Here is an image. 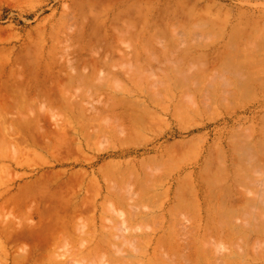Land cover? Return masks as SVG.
Listing matches in <instances>:
<instances>
[{
	"label": "rangeland",
	"instance_id": "1",
	"mask_svg": "<svg viewBox=\"0 0 264 264\" xmlns=\"http://www.w3.org/2000/svg\"><path fill=\"white\" fill-rule=\"evenodd\" d=\"M208 14H214V16H208ZM263 15L264 0H0V105L2 103H8V105L5 104V106H7L6 108L4 104H2L6 109V112L3 110L4 108L1 111L2 105L0 108V150L2 151V153L0 151V224L2 226H0V229H2L0 230V264H33L35 258L45 252V237H49L50 234L52 238L55 237L51 232L53 230L48 229L50 233L45 234L48 232L46 230V227L54 229L57 226V223L61 222V220L63 219V217H60V219L57 220V216L59 217V214L55 211L58 212L59 210V212H61L60 216H63L62 207H66L68 203H71L68 207H70L74 203L76 205H72V208H70V210L78 212L77 209L82 208L79 210V212L84 209V213H86L84 215L83 213H81L79 217L76 216V219L74 220L75 226L77 224L80 225L83 222L86 224L85 230H92V232L96 231V233L90 234V237L83 236V238L81 237L82 235L79 233L80 229L78 228L79 231L76 230L72 234L73 237L72 235H69L66 238L61 239V244L53 250L55 253H57H54L57 259H61L62 257L59 254H62L67 250H70L71 252L74 251L73 253L75 254L79 252V255H77L78 257H81L83 256L80 255L81 249H83V252H85L86 249L84 248L91 247L90 245H86V243L92 245V243L95 244L99 239L101 240L106 237L104 241L106 240V242H110L112 240V251H110L112 246L107 244V248L111 246L109 247L110 249L108 248L109 252L114 253V251L116 250L120 254V252H122L125 248L122 252L124 254H120L122 258V255H125V253L126 256L124 257H128L127 254H129L132 249L130 253L131 255H129V257L134 255V259H136H133L131 261H134L135 264H142L143 261L144 263L146 261V263L149 262L148 264H209L210 261L212 264H224L226 259L228 260H226L227 262L230 261L228 264H231V261L232 263H234L233 261H236V264H264V262H262V260L264 261V97L262 98V101L254 104L253 106H250L249 108L232 118L222 119L216 117L215 120H213L212 116L208 117V113H206L205 111H198L197 113L195 109L197 107L202 108L201 106L205 108L206 98L192 97L190 94H185L182 91L185 89L188 90L187 88L191 87L195 82L193 80L188 81L187 79L195 71L194 67L196 65L202 64V62L204 64L208 62V58L210 57L206 54L203 55L201 53L214 49L217 50L223 47L222 44L226 38L227 29L230 24H236L239 19H244L250 22V20L252 21L254 19L262 18ZM139 19L140 21H138ZM248 24L250 25L246 27L247 36L246 38H244L246 40V44L245 48L242 49L244 54L241 57L243 58V60H246L248 64L256 62L264 63V33L261 32L260 27L256 25V22H251ZM131 33L132 38L130 37ZM111 34L115 36L112 37ZM182 34L185 37L180 39L182 42L179 45V50H183L185 49V47H188V50H191L193 54L183 55L178 59V35L181 36ZM109 35L112 38L109 37ZM136 35H139L137 39ZM190 35L192 37H190ZM112 39L113 41H111ZM186 40L190 41H187L188 43H186ZM129 42L132 43L130 44ZM111 43L113 47L111 46ZM107 44L110 45L108 46ZM96 47H98V49ZM108 47H111L113 50L109 49ZM92 50L95 52H93ZM161 50H163L162 53L165 57L162 56L163 54H161ZM132 52L134 54H132ZM124 54H128L126 55L127 57ZM117 55L119 56L117 57ZM215 56L213 57L212 55L211 58H220L218 57V55ZM95 57L100 61V63L98 60H94ZM146 57L149 58L147 59ZM85 58L86 61L87 59L88 61L89 59H91L89 62L87 61L88 65L85 61ZM185 58L187 59L185 60ZM110 59L111 61H109ZM27 60L28 62H26ZM81 61H83V64ZM96 61H98V63ZM51 64L52 67H50ZM249 68L250 67L248 66V71H250ZM22 70L25 72H23ZM49 70L52 71L50 72ZM184 70H186V72ZM48 72L51 77L53 76V82ZM44 74H46V76ZM58 74L60 77L57 76ZM143 74H145L146 77ZM88 75L89 77H87ZM113 75L118 78L114 77ZM178 75L181 77L178 78ZM54 76H57L59 79ZM184 76L186 77L184 78ZM47 77L49 80L48 83ZM124 78L127 80H125ZM41 79H44L43 82H45L43 83ZM60 79L62 80L59 81ZM64 79L66 80L64 81ZM134 79L136 82H139V89H137L138 87H136V84H133ZM74 80L76 82L75 84ZM190 84L192 85L190 86ZM45 85L47 86L45 87ZM68 85H70V90ZM60 87L62 88L60 89ZM126 88L132 89L133 91L129 89L126 90ZM152 88L154 90H152ZM59 89L62 91V93ZM162 89L164 91H162ZM178 89L180 90L179 95ZM28 90L30 95L28 93ZM138 90L141 92H139ZM9 91H11V94L9 93ZM68 91L72 92L70 93ZM116 91H118V93H116ZM24 92H26V94ZM51 92H53L52 94L55 95H53L54 97L52 96L54 101L56 99L55 97H58L57 95H61V101L63 100L66 106L63 102L60 101V105L63 103L61 107L58 104L59 101L56 102L57 100L55 102L52 100L53 106H55L54 103L56 104L55 108L52 105L47 106L48 104L52 103V101L49 102L50 96H48L52 95ZM134 92H136V94ZM143 94L145 95L143 96ZM37 95L39 96V98H37ZM78 95L80 100L82 99L83 102H78ZM47 96L49 99L46 101L45 99L47 98L45 97ZM31 97H34V99ZM118 97L121 98V100H119ZM17 98L19 100H17ZM22 98L25 102L22 100ZM29 98L31 100H29ZM123 98L127 99L128 101L124 100ZM25 99L28 100L26 101ZM135 99H140L138 101L140 105L135 102ZM20 100L25 104L24 108L22 107L24 104H22ZM132 101H134L137 107L132 104ZM76 102L80 103L78 104L80 109L76 106L79 110L76 108L75 110L73 109ZM128 102H130L132 105H130V103ZM158 102L161 104L159 105ZM81 103L83 106H80ZM124 103H126V105H124ZM120 104H123L125 107L120 106ZM33 105L35 106L33 107ZM68 105L71 107V109L70 107L68 109L66 108ZM57 106H60L61 108H63V110L60 109V107L58 108ZM128 106L130 108H128ZM140 106L141 108H139ZM50 107H53L54 110L53 108L51 110ZM82 108L84 109V111ZM112 108H114L115 110H113ZM134 108H136V110ZM110 111L113 112L111 113ZM139 111H141L140 113L142 115L144 114L142 116L144 120L141 119L142 117ZM189 111L194 112L190 113ZM64 112L67 114L66 116ZM151 112L153 113L152 115ZM154 112L157 113H155L154 115ZM39 113L42 118L39 116ZM77 114L80 115L79 119L78 117H76L77 119L74 117ZM115 115L116 117H113ZM138 116H140V119H138ZM44 117H46V119H44ZM124 117L125 119H123ZM37 118L39 119V121H41L38 122ZM120 121H125V123H122ZM30 122H34L35 124L32 123L31 125ZM47 122L49 124H47ZM64 122L65 124L63 125ZM129 122L131 124H129ZM132 123L135 124L132 125ZM255 123L258 124V126L260 127L259 129H255L253 127ZM12 125L16 127H13ZM244 125H249L253 128L241 129ZM37 126L40 127L38 128ZM61 126L63 127L62 130H64V127L67 126L66 134H68V132L69 134L66 136L68 139L58 140V142H60L57 143L56 139H61L62 136L64 138L65 135V130L63 131V133H60ZM70 126H74L72 132V127ZM82 127H85V129H81ZM129 127L133 131L129 130ZM237 127H241V130H239V137L242 141H240L239 143H235L236 138L234 136H231L228 139L230 148H224L225 136ZM15 128L18 130L17 132L19 134L16 132ZM123 128L125 129L123 130ZM135 128H138V131L135 130ZM109 129L111 130V132ZM13 130L15 131V133L13 132ZM77 130H79L80 132H78ZM126 130L128 134L130 133L129 131L133 132L134 134L130 133V136L133 137L126 135ZM45 131L47 134L50 133L49 136L51 137V140L49 139L50 137L45 133ZM57 131L59 132L58 135H63L61 137H56L58 136L56 135ZM85 131L87 134L85 133ZM4 132L9 133L7 135ZM81 132L83 133V135H81ZM1 133L5 134L4 139ZM20 133L22 134V136ZM51 133L53 134L52 136ZM15 134H18L17 137L19 136L18 138H21V141L25 138V143L23 142V145H20L19 147L22 148L23 151L27 150L26 153L20 152L22 151L20 150V148L16 149V147L18 146L14 147V145H18L14 144L15 141L20 140L18 138L14 140L15 138L13 136H15ZM30 135L33 138L29 137ZM87 135L89 136L87 137ZM36 137L37 139H35ZM124 137H129L132 140H125ZM192 138H195L194 142L191 141ZM6 139L11 142L13 141L14 143H6L8 142ZM176 139H178L179 144L184 145L188 143L187 145H189V147H191L190 145H192L193 150L191 151V153H189L190 150H188V152H186L185 154L178 153V210L181 209L182 205L183 209L182 211L179 210L178 212H172L173 215L171 214V217H168L166 213L167 207H171L175 204L174 201L176 202V193L173 190L175 172L174 170H172L171 175L168 176L164 174L163 168H166L165 165H167V163L163 159V155L158 156V154L161 148L166 145L167 142L174 141ZM254 139L258 140L259 143L253 144L252 140ZM67 140H70V142L69 144L66 143V145L64 142H67ZM35 141L36 143L38 142L39 146H37L38 144L36 145ZM43 143H45V145ZM50 143H55V145L57 144V146L55 147L54 145L53 148V145H51ZM124 143H126V145ZM46 145H49V148ZM42 146H46V148H42ZM78 150L81 151L79 152ZM229 151L231 158H228V155L226 154V152ZM165 153L166 152H164V154ZM20 154H23L22 157H24L22 158ZM27 154L28 156H26ZM8 155L9 159L7 158ZM17 155L21 157H19L20 160L16 159ZM16 161H18L19 163L20 161H22V165L18 164V162ZM104 164L106 166H104V168H101ZM108 174L109 177L107 176ZM115 174H117V176ZM82 176L83 178H81ZM78 178L84 179V182H82L83 184L81 183V180L77 181L79 180ZM110 178L113 180L110 181ZM74 180L76 182V185L78 186L70 183L74 182ZM89 180H91V183H94L91 184ZM38 181L39 183L41 181L40 184L42 188L39 186L40 184H38ZM77 182L79 184H77ZM30 183H32V185ZM80 183L82 184V186L80 185ZM36 184H38L39 188ZM34 185H36V187ZM71 185H73L72 187L74 188H72ZM87 185H89V188ZM93 187H96L95 189H97L98 191L93 190ZM34 188L36 189L35 191ZM59 188L61 190H58L59 192L56 191ZM62 188H64V191H62ZM47 189L48 192H46ZM145 189H147L148 192H146ZM24 190H28V192L26 191L27 194L26 192H23ZM68 192L69 197H65ZM108 192H118L119 194L115 193L118 196L126 195L124 196L125 198L127 197L125 201L127 200L126 202L129 203V206L130 204L132 205L131 210L133 208L135 213H132L133 211H131L130 214L132 216L130 215L128 217L132 218L130 220L127 218L130 222L127 223L129 225H127V228H129L126 229V232L119 231L117 228V225L119 224L118 222L120 220L117 212H119L121 208H118L116 206L118 209H115V213L114 209L109 206V204L113 202L111 201L113 199L111 198L109 203L108 199L105 198V194H109ZM17 193L22 195L20 196ZM32 193L34 195L36 194L37 197H34ZM14 194L16 196H14ZM30 194L33 196H30ZM51 195L54 197H51ZM128 195L129 197H131L129 198ZM10 196H12L11 198L13 200H11L13 202L10 200ZM88 196H90V200L93 198L92 201L89 200ZM138 196L142 197V200ZM261 196L263 197L261 198ZM38 197L41 198V200L44 198L45 199L41 203V200L38 199ZM86 197L88 199H86ZM24 198L26 199L24 200ZM51 198H53V202L51 201ZM19 200L21 202V207H19ZM135 200L137 203L135 202ZM25 201L27 203L22 204ZM54 201L57 203L55 204ZM66 201L69 202H67V204L65 205ZM82 201L84 202L80 204V202ZM86 201H88V204ZM103 202L104 206L101 205L103 204ZM209 202L211 203L209 204ZM254 202L256 203V205ZM16 203H18L19 205ZM61 203L64 205H62ZM92 204H96V208ZM4 205L8 206L6 207L7 209ZM234 205L236 208H233ZM55 206H57V208H60L61 206L62 207L61 209L54 210L56 208ZM85 206L87 207V209L85 208ZM208 206L210 208H208ZM50 208L52 209V211L50 210ZM89 208H91L92 210L90 211ZM63 210L65 211L66 209L63 208ZM88 210L90 212H88ZM124 210L125 212H127L126 209H123L121 212L124 213ZM112 211L113 213L111 214ZM208 211H211L212 215L210 216L213 220H216V218L218 219L219 215L221 216L219 220H222V215L224 214L223 219H227L229 221L227 222V224L229 223L230 225L228 224L225 226V224H223L222 226L216 224V226H218L216 227L215 223H212L214 224L213 227L210 223L211 227H208L209 224H205L207 223V221L205 222V218H208ZM21 212L24 214L22 215L23 217L20 215ZM139 212V217L144 214V220L143 217L139 218L138 216H136V214L138 215ZM237 212L238 214H236ZM133 214L135 216H133ZM145 214L148 216L145 217ZM41 216L42 218H40ZM47 216H49L50 218H47ZM150 216L152 217V220ZM204 216L206 217L204 218ZM215 216L217 217L215 218ZM133 217H135L136 219ZM147 217H149L151 221L149 219L145 220V218L147 219ZM51 219L53 221L55 219L56 220L53 222ZM100 219L104 221L102 222ZM131 220L133 221L131 222ZM153 220L156 221L155 225L153 223ZM21 223L26 224L23 225ZM48 224L50 226H48ZM113 224L115 225L113 226ZM39 225L43 228L40 227V229H38ZM105 225L107 226V228H105ZM109 225L111 226V228H109ZM206 225L208 228L205 227ZM239 225L241 232L239 229ZM235 227L237 228L235 229ZM115 228L117 229V231ZM211 228H214L213 231H215V229L217 228L218 231L217 229L216 231L218 232V234L216 231H212L213 235L210 234V230L209 232L207 230ZM222 228H225L224 231H227L226 234L222 230ZM32 229L34 232L32 231ZM232 229H234V231L230 233ZM237 229H239V231ZM18 230H20L21 232L19 233ZM45 230L47 232H45ZM171 230L173 233L171 232ZM219 230L221 231L219 232ZM39 231L40 235L43 234V236L41 235L40 237ZM37 232L38 234H36ZM203 232L204 234L207 233V235L204 236ZM221 232H223L224 234ZM117 233L118 235H116ZM119 233L122 235V237L124 236L123 238L125 240L127 238L126 244H121L124 239H122ZM214 233L215 235L217 234L219 236H215ZM227 233H229V235ZM44 234L46 236H44ZM94 234L95 237H97L98 235L99 236L97 238H94L92 236ZM164 235L166 236V238L169 235L168 237L170 238H167L169 240L172 237H175L173 238L174 240L171 239L169 241L170 243L173 241V245L171 244L172 250L167 247L168 245H170L169 243H167L168 245H166V247L165 245L163 246L162 239L165 238ZM161 236L164 237L161 238ZM117 237H120L121 240L120 238L118 240ZM92 238L93 241H90ZM157 238H161V241L159 242H162V245L161 243L160 245L163 247L159 248L160 245H157L156 248V244H159V242H157ZM94 239L97 240L95 241ZM128 239L130 241V244L128 242ZM78 240L80 243L78 242ZM116 240L121 243L118 242L119 244L117 245ZM167 241L165 240L164 244ZM234 241L235 243L233 244ZM41 243L44 245H42ZM132 244L136 247L133 248ZM194 244H196L195 247L193 246ZM125 245L128 247H125ZM130 245L132 246L129 247ZM197 245H199L198 248ZM223 245L225 247L227 246L228 248H223ZM95 246L92 245L93 248ZM173 246L175 248L177 246L178 251L177 249L173 250ZM76 247H78V249ZM210 247L214 250H211ZM103 248H105V246ZM204 248H207L205 249L206 251H204ZM34 249H37L36 252L34 251ZM38 250H42L40 251V254L37 253L39 252ZM167 250L169 251V253ZM195 250L198 251L194 252ZM207 250L209 253L207 252ZM87 251L88 250H86V252ZM116 251L114 255L120 256L118 253V255L116 254ZM172 251H174L175 253H173ZM191 251L194 256H192L193 254L190 253ZM229 251H232L231 253L233 255L231 253L229 254ZM31 252H34L33 257ZM105 252V250L98 251V254L100 253V256H92V260L89 259L88 261L92 263L96 261V264H101L99 263L103 260L101 254H104ZM198 252L201 254L200 258L198 257L199 255H197L199 254ZM236 252L238 253V255ZM254 252L258 254V258L256 259L257 261H255L257 255ZM170 253H173V255ZM206 253L208 254L206 255ZM235 253L237 256L235 255ZM30 255L32 259L28 258L30 257ZM103 256L105 257V255ZM190 256L193 257V259L195 260L194 262L192 257ZM240 256L243 257L241 258ZM260 256L263 259H261ZM100 257L102 258L100 259ZM175 257L177 258L175 259ZM187 257H190V259H188ZM227 257H229L230 260ZM132 258L133 257H131V259ZM138 258H140V262H138ZM28 259L32 260H29L31 263L28 261ZM120 259L112 261V263L114 262L113 264H120V262L123 261L126 264L127 261H124V259L127 260L128 258H122L118 263V260ZM174 259L177 261H175ZM205 259L210 261H205ZM24 261L27 263H25ZM88 261H83L84 263L81 262L80 264H86L85 262H87V264H90ZM129 261L130 259H128V262ZM109 262L105 261V263L110 264ZM227 262L225 264H227ZM93 264H95V262Z\"/></svg>",
	"mask_w": 264,
	"mask_h": 264
},
{
	"label": "bare ground",
	"instance_id": "2",
	"mask_svg": "<svg viewBox=\"0 0 264 264\" xmlns=\"http://www.w3.org/2000/svg\"><path fill=\"white\" fill-rule=\"evenodd\" d=\"M186 16H187V15H186ZM138 21H140V19H139ZM150 29H151V28H150ZM117 31H118V30H117ZM111 32H112V31H111ZM134 32H135V31H134ZM187 32H188V31H187ZM148 33H149V32H148ZM189 33H190V32H189ZM133 34H134V33H133ZM135 34H136V33H135ZM154 34H155V33H154ZM111 35H112V34H111ZM186 35H187V34H186ZM105 36H106V35H105ZM113 36H115V35H112V37H113ZM136 36H137V37H136V39H137V38L139 37V35H136ZM190 36H191V35H190ZM109 37H111V36L109 35ZM112 37H111V38H112ZM120 37H122V36H120ZM130 37L132 38V33H131ZM133 37H134V36H133ZM184 37H185V36H184ZM187 37H188V36H187ZM191 37H192V36H191ZM107 38H108V37H107ZM131 38H130V39H131ZM146 38H147V37H146ZM178 38H179V37H178ZM237 38H238V37H237ZM98 39H99V38H98ZM105 39H106V38H105ZM144 39H145V38H144ZM144 39H143V40H144ZM227 39H228V38H227ZM114 40H115V38H114ZM138 40H139V39H138ZM111 41H113V39H112ZM120 41H121V40H120ZM130 41H131V40H130ZM144 41H145V40H144ZM187 41H188V40H186V43H188L190 40H189L188 42H187ZM241 41H242V40H241ZM137 42H138V41H137ZM129 43H130V42H129ZM131 43H132V42H131ZM131 43H130V44H131ZM223 43H224V42H223ZM140 44H141V42H140ZM178 44H179V43H178ZM202 44H203V42H202ZM94 45H95V44H94ZM107 45L109 46L110 44H107ZM107 45H105V46H107ZM136 45H137V44H136ZM220 45H221V44H220ZM222 45H223V44H222ZM230 45H231V44H230ZM111 46H112V43H111ZM142 46H143V45H142ZM201 46H202V45H201ZM203 46H204V45H203ZM217 46H218V45H217ZM232 46H234V45L232 44ZM112 47H113V46H112ZM225 47H227V46L225 45ZM225 47H224V49H225ZM96 48L98 49V47H96ZM108 48H109V47H108ZM135 48H136V47H135ZM156 48H157V47H156ZM186 48H188V47H186ZM192 48H193V47H192ZM87 49H88V47H87ZM106 49H107V48H106ZM109 49H112V48L110 47ZM140 49H141V48H140ZM144 49H145V48H144ZM159 49H160V48H159ZM212 49H213V48H212ZM220 49H221V48H220ZM222 49H223V48H222ZM232 49H233V48H232ZM104 50H105V49H104ZM112 50H113V49H112ZM136 50H137V49H136ZM136 50H135V51H136ZM155 50H156V49H155ZM157 50H158V49H157ZM173 50H174V49H173ZM194 50H195V49H194ZM198 50H199V49H198ZM214 50H215V49H214ZM228 50H229V49H228ZM236 50H237V49H236ZM239 50H240V49H239ZM85 51H86V50H85ZM92 51H93V50H92ZM119 51H120V50H119ZM137 51H138V50H137ZM144 51H145V50H144ZM162 51H163V50H161V54H163ZM167 51H168V50H167ZM170 51H171V50H170ZM186 51H187V50H186ZM196 51H197V50H196ZM222 51H223V50H222ZM222 51H221L222 55H225V53L223 54ZM224 51H225V50H224ZM93 52H95V51H93ZM145 52H146V51H145ZM199 52H201V51H199ZM210 52H211V51H210ZM210 52H209V53H210ZM225 52H227V49H226ZM228 52H229V51H228ZM234 52H235V51H234ZM234 52H233V53H234ZM113 53H114V52H113ZM115 53H116V52H115ZM124 53H125V52H124ZM140 53H141V52H140ZM184 53H185V52H184ZM197 53H198V52H197ZM202 53H204V52H202ZM132 54H134V53L132 52ZM148 54H149V53H148ZM161 54H160V56H161ZM181 54H182V53H181ZM188 54H189V53H188ZM190 54H192V53H190ZM204 54H206V53H204ZM213 54H214V53H213ZM216 54H217V53H216ZM219 54H220V53H219ZM235 54H236V53H235ZM235 54H234V55H235ZM239 54H240V52H239ZM110 55H111V54H110ZM124 55L126 56V55H128V54H124ZM168 55H169V54H168ZM179 55H180V54H179ZM179 55H178V56H179ZM196 55H197V54H196ZM209 55H211V54H209ZM230 55H232V54H230ZM230 55H229V56H230ZM236 55H237V54H236ZM114 56H115V55H114ZM118 56H119V55H117V57H118ZM131 56H132V55H131ZM131 56H130V57H131ZM134 56H135V55H134ZM148 56H149V55H148ZM162 56H164V54H163ZM181 56H182V55H181ZM191 56H192V55H191ZM194 56H195V54H194ZM207 56H208V55H207ZM211 56H212V55H211ZM232 56H233V55H232ZM232 56H230V57H232ZM80 57H81V56H80ZM93 57H94V56H93ZM99 57H100V53H99ZM111 57H113V56H111ZM126 57H127V56H126ZM137 57H138V56H137ZM164 57H165V56H164ZM215 57H216V56H215ZM218 57H219V56H218ZM230 57H229V58H230ZM109 58H110V57H109ZM131 58H132V57H131ZM131 58H130V59H131ZM146 58H147V57H146ZM148 58H149V57H148ZM148 58H147V59H148ZM174 58H176V57H174ZM177 58L179 59V57H177ZM180 58H181V57H180ZM187 58H188V57H187ZM187 58H185V60H186ZM204 58H205V57H204ZM212 58H213V57H212ZM220 58H222V57H220ZM224 58H225V56H224ZM227 58H228V57H227ZM78 59H80V58H78ZM93 59H94V58H93ZM111 59H112V58H111ZM111 59H110L109 61H111ZM125 59H126V58H125ZM137 59H138V58H137ZM143 59H144V58H143ZM208 59H209V58H208ZM233 59H234V58H233ZM29 60H30V59H29ZM81 60H83V59H81ZM90 60H91V59H89V61H90ZM94 60H98V59L95 57ZM100 60H102V59H100ZM117 60H119V59H117ZM138 60H139V59H138ZM185 60H183V61H185ZM209 60H210V59H209ZM209 60H208V62H209ZM47 61H48V60H47ZM85 61H86V58H85ZM87 61H88V59H87ZM87 61H86V63H87V65H88V62H89V61H88V62H87ZM98 61H99V60H98ZM98 61H96V62L98 63ZM122 61H123V60H122ZM172 61H173V59H172ZM214 61H215V60H214ZM217 61H218V60H217ZM217 61H216V62H217ZM220 61H221V60H220ZM26 62H28V60H27ZM81 62H82V64H83V61H81ZM107 62H108V61H107ZM118 62H119V61H118ZM124 62H125V61H124ZM128 62H129V61H128ZM131 62H132V61H131ZM139 62H140V61H139ZM144 62H145V61H144ZM149 62H150V61H149ZM154 62H155V61H154ZM92 63H93V62H92ZM92 63H91V64H92ZM99 63H100V61H99ZM109 63H110V62H109ZM145 63H146V62H145ZM152 63H153V62H152ZM202 63H203V62H202ZM223 63H224V62H223ZM27 64H28V63H27ZM30 64H31V63H30ZM48 64H49V63H48ZM79 64H81V63H79ZM94 64H95V63H94ZM102 64H103V63H102ZM102 64H101V65H102ZM110 64H111V63H110ZM126 64H127V63H126ZM131 64H132V63H131ZM146 64H147V63H146ZM148 64H149V63H148ZM184 64H185V63H184ZM212 64H213V63H212ZM133 65H134V64H133ZM133 65H132V66H133ZM182 65H183V64H182ZM219 65H220V64H219ZM91 66H92V65H91ZM116 66H117V65H116ZM118 66H119V65H118ZM137 66H138V65H137ZM139 66H140V65H139ZM180 66H181V64H180ZM222 66H223V65H222ZM50 67H52V64H51ZM95 67H96V66H95ZM99 67H100V65H99ZM99 67H98V68H99ZM182 67H183V66H182ZM44 68H45V67H44ZM141 68H142V67H141ZM143 68H144V66H143ZM176 68H177V67H176ZM183 68H184V67H183ZM188 68H189V67H188ZM199 68H200V67H199ZM227 68H228V67H227ZM146 69H147V68H146ZM160 69H161V67H160ZM166 69H167V68H166ZM180 69H182V68H180ZM23 70H24V69H23ZM23 70H22V71H23ZM42 70H43V69H42ZM44 70H45V69H44ZM52 70H53V68H52ZM52 70H49V71L51 72ZM126 70H128V69H126ZM151 70H152V69H151ZM153 70H154V69H153ZM174 70H175V69H174ZM137 71H138V68H137ZM142 71H143V70H142ZM179 71H180V70H179ZM184 71L186 72V70H184ZM202 71H203V70H202ZM204 71H205V70H204ZM208 71H209V70H208ZM210 71H211V69H210ZM23 72H25V71H23ZM23 72H22V73H23ZM133 72H134V71H133ZM160 72H161V71H160ZM160 72H159V73H160ZM227 72H229V71H227ZM26 73H27V72H26ZM116 73H117V72H116ZM118 73H119V71H118ZM120 73H121V72H120ZM123 73H124V72H123ZM205 73H206V72H205ZM24 74H25V73H24ZM27 74H28V73H27ZM46 74H47V73H46ZM46 74H44V75L46 76ZM48 74H49V72H48ZM51 74H52V73H51ZM80 74H81V73H80ZM129 74H130V73H129ZM129 74H127V75H129ZM156 74H157V73H156ZM194 74H195V73H194ZM200 74H201V73H200ZM224 74H225V73H224ZM44 75H43V76H44ZM52 75H53V74H52ZM55 75H56V74H55ZM111 75H112V74H111ZM114 75H115V74H114ZM114 75H113V76H114ZM116 75H117V74H116ZM140 75H141V74H140ZM143 75L145 76V74H143ZM159 75H161V74H159ZM159 75H158V76H159ZM196 75H197V74H196ZM23 76H24V75H23ZM47 76H48V75H47ZM49 76H50V78L52 79L53 76L51 77L50 74H49ZM57 76L60 77L59 74H58ZM57 76H54V77L58 78ZM66 76H68V75H66ZM70 76H71V75H70ZM77 76H78V75H77ZM120 76H122V75H120ZM130 76H131V75H130ZM200 76H201V75H200ZM84 77H85V76H84ZM87 77H89V75H88ZM114 77H116V76H114ZM114 77H113V78H114ZM138 77H139V76H138ZM142 77H143V76H142ZM145 77H146V76H145ZM145 77H144V78H145ZM194 77H195V75H194ZM27 78H28V77H27ZM43 78H44V77H43ZM66 78H68V77H66ZM116 78H118V77H116ZM129 78H130V77H129ZM147 78H148V76H147ZM147 78H146V79H147ZM196 78H197V77H196ZM45 79H46V77H45ZM51 79H50V80H51ZM58 79H59V78H58ZM62 79H63V78H62ZM62 79H60L59 81H61ZM76 79H77V78H76ZM78 79H79V78H78ZM87 79H88V78H87ZM124 79H125V78H124ZM136 79H137V78H136ZM156 79H157V78H156ZM163 79H164V78H163ZM163 79H162V80H163ZM41 80H42V82H43L44 79H41ZM47 80H48V77H47ZM65 80H66V79H64V81H65ZM125 80H127V79H125ZM130 80H131V79H130ZM151 80H152V79H151ZM159 80H161V79H159ZM25 81H26V80H25ZM128 81H129V80H128ZM133 81H134L133 84H136V85H137L136 87H138L137 89H139V86H138V85H139V82H138V81L136 82L135 79H134ZM153 81H154V80H153ZM188 81H189V80H188ZM39 82H40V81H39ZM44 82H45V81H44ZM44 82H43V83H44ZM48 82H49V80L47 81V83H48ZM52 82H53V79H52ZM149 82H150V81H149ZM155 82H156V81H155ZM197 82H198V81H197ZM19 83H20V82H19ZM36 83H37V82H36ZM43 83H42V84H43ZM60 83H61V82H60ZM65 83H66V82H65ZM68 83H69V81H68ZM75 83H76V82H75V80H74V84H75ZM191 83H192V82H191ZM37 84H38V83H37ZM53 84H54V83H53ZM83 84H84V83H83ZM157 84H158V81H157ZM17 85H18V84H17ZM32 85H33V84H32ZM51 85H52V84H51ZM141 85H142V84H141ZM191 85H192V84H190V86H191ZM5 86H6V85H5ZM38 86H39V85H38ZM46 86H47V85H45V87H46ZM52 86H53V85H52ZM52 86H51V87H52ZM63 86H64V85H63ZM66 86H67V85H66ZM73 86H74V85H73ZM73 86H72V87H73ZM78 86H79V85H78ZM121 86H122V85H121ZM134 86H135V85H134ZM150 86H151V85H150ZM1 87H2V86H1ZM39 87H40V86H39ZM49 87H50V86H49ZM68 87H69V90H70V85H68ZM72 87H71V88H72ZM95 87H96V84H95ZM136 87H135V88H136ZM148 87H149V86H148ZM159 87H160V86H159ZM159 87H158V88H159ZM37 88H38V87H37ZM42 88H43V86H42ZM47 88H48V87H47ZM53 88H54V87H53ZM55 88H57V87H55ZM61 88H62V87H60V89H61ZM85 88H86V87H85ZM107 88H108V86H107ZM124 88H125V87H124ZM135 88H134V89H135ZM161 88H162V87H161ZM189 88H192V87H189ZM24 89H25V88H24ZM28 89H29V88H28ZM40 89H41V88H40ZM44 89H45V88H44ZM60 89H59V90H60ZM63 89H64V88H63ZM128 89H129V88H126V90H128ZM199 89H200V88H199ZM8 90H9V88H8ZM11 90H12V89H11ZM16 90H17V89H16ZM26 90H27V89H26ZM42 90H43V89H42ZM47 90H48V89H47ZM47 90H46V91H47ZM51 90H52V89H51ZM71 90H72V89H71ZM96 90H97V89H96ZM111 90H112V89H111ZM129 90H132V89H129ZM152 90H154V89L152 88ZM159 90H160V89H159ZM189 90H191V89H189ZM201 90H202V89H201ZM13 91H14V90H13ZM35 91H36V88H35ZM44 91H45V90H44ZM48 91H49V90H48ZM54 91H55V90H54ZM60 91H61V90H60ZM60 91H59V92H60ZM85 91H86V90H85ZM132 91H133V90H132ZM132 91H130V92H132ZM135 91H136V90H135ZM138 91H139V90H138ZM162 91H164V90L162 89ZM178 91L180 92V90H178ZM197 91H198V90H196V92H197ZM199 91H200V90H199ZM10 92H11V91H9V93H10ZM14 92H15V91H14ZM59 92H56V93H59ZM63 92H64V91H63ZM68 92L71 93L72 91H68ZM112 92H113V91H112ZM139 92H141V91H139ZM191 92H192V91H191ZM194 92H195V91H194ZM0 93H1V92H0ZM2 93H4V92H2ZM9 93H8V94H9ZM24 93L26 94V92H24ZM28 93H29V90H28ZM39 93H40V92H39ZM44 93H46V92H44ZM52 93H53V92H51V94H52ZM61 93H62V91H61ZM116 93H118V91H116ZM134 93L136 94V92H134ZM181 93H182V92H181ZM200 93H201V92H200ZM10 94H11V93H10ZM34 94H35V92H34ZM40 94H41V93H40ZM72 94H74V93H72ZM178 94H179V93H178ZM190 94H191V93H190ZM192 94H193V93H192ZM1 95H4V94H1ZM5 95H6V93H5ZM29 95H30V93H29ZM53 95H54V94H52V95H48V96H50V100H49V102L52 101V100L54 101L53 97H54L55 95H54V96H53ZM89 95H90V93H89ZM111 95H112V94H111ZM116 95H117V94H116ZM116 95H115V97H116ZM122 95H123V94H122ZM138 95H139V93H138ZM144 95H145V94H143V96H144ZM148 95H149V94H148ZM24 96H25V95H24ZM37 96H38V95H37ZM48 96L45 97V98H47V99H45L46 101L49 99ZM52 96H53V97H52ZM57 96L60 97L61 95H60V96L57 95ZM80 96H81V95H80ZM113 96H114V94H113ZM120 96H121V93H120ZM126 96H128V95H126ZM126 96H125V97H126ZM131 96H133V95H131ZM150 96H151V94H150ZM163 96H164V95H163ZM185 96H186V95H185ZM193 96H194V94H193ZM196 96H199V95H196ZM196 96H195V97H196ZM4 97H6V96H4ZM22 97H23V96H22ZM29 97H30V96H29ZM51 97H52V98H51ZM58 97H55V98H56L55 101H56V100H57L56 102L59 101V102H58V104H59V103L63 102V100L61 101V97H62V96H61L60 98H58ZM108 97H109V96H108ZM110 97H111V96H110ZM129 97H130V96H129ZM146 97H147V96H146ZM1 98H2V97H1ZM18 98H19V97H18ZM18 98H17V100H19ZM23 98H24V97H23ZM23 98H22V100L24 101ZM26 98H27V97H26ZM31 98L34 99V97H31ZM37 98H39V96H38ZM57 98H58V99H57ZM67 98H68V97H67ZM78 98H79V95H78ZM118 98H119V97H118ZM149 98H150V97H149ZM5 99H6V98H5ZM59 99H60V100H59ZM84 99H85V98H84ZM109 99H110V98H109ZM123 99L126 100V101H128V100L125 99V98H123ZM141 99H142V98H141ZM147 99H148V98H147ZM179 99H180V98H179ZM0 100H1V99H0ZM14 100H15V99H14ZM25 100H26V99H25ZM27 100H28V99H27ZM27 100H26V101H27ZM29 100H31V99L29 98ZM39 100H40V99H39ZM79 100H80V98H79ZM79 100H78V102H83L82 99H81L80 101H79ZM111 100H112V99H111ZM119 100H121V98H119ZM129 100H130V98H129ZM135 100H136V99H135ZM139 100H140V99H139ZM139 100L137 99L135 102H137V103L139 104V102H138ZM142 100H143V99H142ZM23 101L20 100V102H21L22 104H24ZM53 101H52V103L48 104L47 106H49V105H50V106H51V105L53 106ZM55 101H54V102H55ZM60 101H61V102H60ZM72 101H73V100H72ZM117 101H118V100H117ZM2 102H5V101H2ZM24 102H25V101H24ZM32 102H33V101H32ZM32 102H31V103H32ZM115 102H116V101H115ZM194 102H195V101H194ZM12 103H13V101H12ZM21 103H20V104H21ZM26 103H27V102H26ZM31 103H29V104H31ZM63 103H64V102H63ZM63 103H62L61 105H60V104H59V105L62 107ZM109 103H110V102H109ZM119 103H120V101H119ZM126 103H127V102H126ZM126 103H124V105H126ZM128 103H130V102H128ZM141 103H142V102H141ZM150 103H151V102H150ZM154 103H155V102H154ZM158 103H159V102H158ZM2 104H4V103H2ZM2 104H1V105H2ZM5 104H6V103H5ZM5 104H4V106H5ZM22 104H21V105H22ZM66 104H67V103H66ZM74 104H75V103H74ZM78 104H80V103H77V102H76V104H75V106H74V108H73L74 110H75V108H76V109H78V108L80 109V107L78 106ZM113 104H115V103H113ZM117 104H118V103H117ZM132 104H134V105L137 107V105L134 103V101H132ZM132 104L130 103V105H132ZM152 104H153V103H152ZM160 104H161V103H159V105H160ZM193 104H194V103H193ZM1 105H0V108H1ZM6 105H8V103H7ZM9 105H12V104H9ZM54 105H55V106H53V107L55 108V107H56V104L54 103ZM64 105H65V103H64ZM110 105H111V104H110ZM118 105H119V104H118ZM118 105H116V106H118ZM124 105H123V104H120V106H122V107H123ZM127 105H128V104H127ZM139 105H140V104H139ZM141 105H142V104H141ZM145 105H146V104H145ZM149 105H150V104H149ZM156 105H158V104H156ZM169 105H170V104H169ZM173 105H174V104H173ZM199 105H200V104H199ZM13 106H14V105H13ZM34 106H35V105H33V107H34ZM36 106H37V104H36ZM60 106H57V107L59 108ZM65 106H66V105H65ZM65 106H64V108H65ZM76 106H77L78 108H77ZM80 106H83L82 103H81ZM108 106H109V105H108ZM142 106H143V105H142ZM181 106H182V105H181ZM200 106H201V105H200ZM6 107H7V106H5V108H6ZM20 107H21V106H20ZM22 107L24 108V107H25V104H24ZM53 107H50L51 110H52ZM61 107H60V109L63 110V108H61ZM69 107H70V106L68 105L66 108L68 109ZM101 107H102V106H101ZM111 107H112V106H111ZM124 107H125V106H124ZM143 107H144V106H143ZM154 107H155V106H154ZM160 107H161V106H160ZM183 107H184V106H183ZM183 107H182V108H183ZM189 107H190V106H189ZM3 108H4V107H3V105H2L1 111H2ZM5 108L3 109L4 111L6 110ZM30 108H31V106H30ZM45 108H46V107H45ZM48 108H49V107H48ZM54 108H53V110H54ZM103 108H104V107H103ZM126 108H127V107H126ZM128 108H130V107L128 106ZM128 108H127V109H128ZM139 108H141V106H140ZM147 108H148V107H147ZM152 108H153V107H152ZM198 108H199V107H198ZM35 109H36V108H35ZM70 109H71V107H70ZM79 109H78V110H79ZM82 109H83V108H82ZM99 109H101V108H99ZM112 109L115 110L114 108H112ZM117 109H118V108H117ZM117 109H116V110H117ZM122 109H124V108H122ZM134 109L136 110V108H134ZM143 109H144V108H143ZM179 109H180V108H179ZM186 109H187V108H186ZM189 109H191V108H189ZM195 109H196V108H195ZM200 109H201V108H200ZM202 109H203V108H202ZM8 110H9V108H8ZM51 110H49V111H51ZM62 110H61V111H62ZM65 110H66V109H65ZM108 110H109V109H108ZM110 110H111V109H110ZM131 110H132V109H131ZM137 110H138V109H137ZM145 110H146V109H145ZM149 110H150V109H149ZM173 110H175V109H173ZM70 111H71V110H70ZM83 111H84V109H83ZM97 111H99V110H97ZM103 111H104V110H103ZM103 111H102V112H103ZM120 111H121V110H120ZM120 111H117V112H120ZM124 111H125V110H124ZM127 111H128V110H127ZM190 111H191V110H190ZM190 111H189V112H190ZM196 111H198V109H196ZM5 112H6V111H5ZM5 112H2V113H5ZM35 112H36V111H35ZM52 112H53V111H52ZM62 112H63V111H62ZM68 112H69V110H68ZM78 112H79V111H78ZM100 112H101V111H100ZM110 112L112 113L113 111H110ZM128 112H129V111H128ZM137 112H138V111H137ZM140 112H141V111H139V113H140ZM143 112H144V111H143ZM192 112H194V111H192ZM192 112H190V113H192ZM199 112H200V111H199ZM46 113H47V112H46ZM64 113H65V112H64ZM122 113H124V112H122ZM126 113H127V112H126ZM132 113H133V112H132ZM132 113H131V114H132ZM155 113H157V112H154V115H155ZM183 113H184V112H183ZM6 114H7V113H6ZM25 114H26V112H25ZM44 114H45V113H44ZM78 114H79V113H78ZM78 114L75 115L74 117H75V118L78 117V119H79V116H80V115H78ZM101 114H102V113H101ZM114 114H115V112H114ZM119 114H120V113H119ZM140 114H141V113H140ZM152 114H153V113L151 112V115H152ZM186 114H187V113H186ZM194 114H195V113H194ZM66 115H67V114L65 113V116H66ZM68 115H69V114H68ZM121 115H122V114H121ZM128 115H129V113H128ZM138 115H139V114H138ZM143 115H144V114H143ZM143 115L141 114V117H142ZM0 116H1V115H0ZM6 116H7V115H6ZM37 116H38V114H37ZM37 116H36V117H37ZM39 116L41 117L40 113H39ZM43 116H44V115H43ZM146 116H147V115H146ZM47 117H48V115H47ZM94 117H95V116H94ZM113 117H116V115L113 116ZM121 117H122V116H121ZM130 117H131V116H130ZM138 117H139L138 119H140V116H138ZM144 117H145V116H144ZM193 117H194V115H193ZM193 117H192V118H193ZM28 118H29V117H28ZM30 118H32V117H30ZM41 118H42V117H41ZM49 118H50V117H49ZM72 118H73V116H72ZM80 118H81V117H80ZM118 118H119V115H118ZM126 118H127V117H126ZM32 119H34V118H32ZM37 119H38V118H37ZM44 119H46V117H44ZM63 119H64V118H63ZM76 119H77V118H76ZM76 119H75V120H76ZM123 119H125V117H124ZM132 119H133V118H132ZM132 119H131V120H132ZM135 119H136V117H135ZM135 119H134V120H135ZM141 119H143V117H142ZM151 119H152V118H151ZM157 119H158V118H157ZM28 120H29V119H28ZM35 120H36V119H35ZM59 120H60V119H59ZM143 120H144V119H143ZM145 120H146V119H145ZM154 120H155V119H154ZM40 121H41V120H40ZM40 121H39V119H38V122H40ZM56 121H57V120H56ZM127 121H128V120H127ZM141 121H142V120H141ZM0 122H1V121H0ZM16 122H17V121H16ZM36 122H37V121H36ZM68 122H69V121H68ZM68 122H67V123H68ZM120 122H122V121H120ZM120 122H119V123H120ZM123 122L125 123V121H123ZM123 122H122V123H123ZM138 122H139V121H138ZM13 123H14V122H13ZM28 123H29V122H28ZM30 123H31V122H30ZM32 123L35 124L34 122H32ZM32 123H31V125H32ZM70 123H71V122H70ZM9 124H10V123H9ZM15 124H16V123H15ZM40 124H41V123H40ZM40 124H39V125H40ZM47 124H49V123L47 122ZM64 124H65V122L63 123V125H64ZM129 124H131V123L129 122ZM134 124H135V123H134ZM134 124L132 123V125H134ZM3 125H4V123H3ZM6 125H7V124H6ZM50 125H51V124H50ZM52 125H53V124H52ZM63 125H62V126H63ZM71 125H72V124H71ZM124 125H125V124H124ZM12 126H13V125H12ZM12 126H11V127H12ZM59 126H60V125H59ZM62 126L60 127V128H61L60 133H63V131L65 130V135H64V138H63V136H62L63 134H59V135H58L59 132L57 131V134H56V135H58V136H56V137H59V136L61 137V136H62L61 139H58V138L56 139V142H57V143L60 142V141L58 142V140H62V139L65 140V139H68L67 136H66V135L69 134L68 131H67L68 134H66L67 126L64 127V128H65L64 130H62V128H63ZM111 126H112V125H111ZM121 126H122V124H121ZM2 127H3V126H2ZM4 127H5V126H4ZM13 127H16V126H13ZM35 127H36V126H35ZM37 127H38V126H37ZM39 127H40V126H39ZM39 127H38V128H39ZM70 127H72V126H70ZM73 127H74V126H73ZM73 127H72V130L70 129L71 132L73 131ZM124 127H125V126H124ZM134 127H135V126H134ZM136 127H137V126H136ZM42 128H43V127H42ZM83 128L85 129V127H82L81 129H83ZM119 128H121V127H119ZM129 128H130V127H129ZM129 128H128V129H129ZM132 128H133V127H132ZM8 129H9V128H8ZM31 129H32V128H31ZM31 129H30V131H31ZM33 129H34V128H33ZM79 129H80V128H79ZM113 129H114V128H113ZM124 129H125V128H123V130H124ZM133 129H134V128H133ZM139 129H140V128H139ZM15 130H16V132L18 131L16 128H15ZM45 130H46V129H45ZM70 130H69V131H70ZM109 130H110V129H109ZM114 130H115V129H114ZM114 130H113V131H114ZM129 130L133 131L131 128H130ZM135 130L138 131V128H135ZM32 131H34V130H32ZM51 131H52V130H51ZM51 131H50V132H51ZM77 131L80 132L79 130H77ZM83 131H84V130H83ZM113 131H112V132H113ZM116 131H117V130H116ZM131 131H129V132H130L131 134H134V133L131 132ZM13 132L15 133L14 130H13ZM19 132H20V131H19ZM28 132H29V131H28ZM28 132H27V133H28ZM52 132H53V131H52ZM55 132H56V131H55ZM99 132H100V130H99ZM110 132H111V130H110ZM134 132H135V131H134ZM141 132H142V130H141ZM4 133H6V134L8 135L9 132H4ZM17 133H18V132H17ZM45 133H46V131H45ZM48 133H49V131H48ZM81 133H82V132H81ZM85 133H86V131H85ZM85 133H84V134H85ZM105 133H106V132H105ZM115 133H116V132H115ZM126 133H127V130H126ZM126 133H124V134H126ZM130 133H129V134L127 133L126 135H129V136H130V135H131ZM1 134L3 135V139H4V135H5V134H3V133H1ZM18 134H19V133H18ZM18 134H17V135H18ZM20 134H21V133H20ZM28 134H29V133H28ZM46 134H47V133H46ZM49 134H50V133H49ZM49 134H47V135L49 136ZM77 134H78V133H77ZM86 134H87V133H86ZM113 134H114V133H113ZM124 134H123V135H124ZM17 135L15 134L16 137L13 136V137L15 138L14 140H16V139L19 137V136L17 137ZM23 135H24V133H23ZM52 135H53V134L51 133V136H52ZM81 135H83V133H82ZM96 135H100V134H96ZM96 135H95V136H96ZM9 136H10V135H9ZM21 136H22V134H21ZM54 136H55V135H54ZM65 136H66V137H65ZM69 136H70V135H69ZM71 136H72V135H71ZM73 136H74V135H73ZM77 136H78V135H77ZM84 136H85V135H84ZM88 136H89V135H87V137H88ZM0 137H1V136H0ZM7 137H8V136H7ZM29 137H31V135H30ZM49 137H50V136H49ZM49 137H48V138H49ZM85 137H86V136H85ZM126 137H127V136H126ZM126 137H124L125 140H126V139H130L129 137H128V138H126ZM130 137H133V136H130ZM135 137H136V136H135ZM135 137H134V138H135ZM11 138H12V137H11ZM22 138H23V137H22ZM27 138H28V137H27ZM31 138H33V137H31ZM52 138H53V137H52ZM69 138H71V137H69ZM72 138H73V137H72ZM134 138H133V139H134ZM7 139H8V138H7ZM7 139H6V140H7ZM9 139H10V138H9ZM18 139H20V140L15 141V143L12 141L14 144H18V145H14V147H15V146H18V147H16V149L20 148L19 146H20V145L22 146V145H23V142L25 143V141H26L25 138H24L25 141H24V140L21 141V138H18ZM35 139H37V137H36ZM49 139L51 140V137H50ZM49 139H48V140H49ZM54 139H55V138H54ZM79 139H80V138H79ZM44 140H45V139H44ZM52 140H53V139H52ZM122 140H123V139H122ZM130 140H132V139H130ZM136 140H138V139H136ZM136 140H135V141H136ZM7 141H8V140H7ZM20 141H21V142H20ZM38 141H39V140H38ZM5 142H6V141H5ZM9 142L12 143L11 141H8V142H6V143H9ZM32 142H33V139H32ZM54 142H55V141H54ZM63 142H64V141H63ZM69 142H70V140H69V141L67 140V142H64V143H65V144H66V143L69 144ZM71 142H74V141H71ZM80 142H81V141H80ZM125 142H126V141H125ZM10 143H9V144H10ZM13 143H12V144H13ZM35 143H36V141H35ZM47 143H48V142H47ZM130 143H131V142H130ZM33 144H34V143H33ZM37 144H38V142L36 143V145H37ZM43 144L45 145V143H43ZM50 144H51V143H50ZM67 144H66V145H67ZM124 144L126 145V143H124ZM187 144H188V143H186V144H184V145L181 144V146H183L184 148L181 147V146H180V147L178 146V147H179V148H178V149H179V150H178V151H179V152H178L179 154H185L186 152H188V150H190L189 153H191V151L193 150V149H192V145H190L191 147H189V145H187ZM51 145H53V148H54L55 143H53V144H51ZM66 145H64V146H66ZM78 145H80V144H78ZM127 145H128V144H127ZM37 146H39V144H38ZM46 146H48V148H49V145H46ZM46 146H44V147L42 146V148H46ZM56 146H57V144L55 145V147H56ZM81 146H82V145H81ZM33 147H34V146H33ZM35 147H36V146H35ZM8 148H9V147H8ZM27 148H28V147H27ZM30 148H32V147H30ZM51 148H52V146H51ZM81 148H82V147H81ZM189 148H190V149H189ZM23 149H26V148H23ZM28 149H29V148H28ZM33 149H34V148H33ZM79 149H80V148H79ZM9 150H10V149H9ZM20 150H22V148H20ZM31 150H32V149H31ZM31 150H30V151H31ZM35 150H36V149H35ZM0 151H1V150H0ZM3 151H4V150H3ZM26 151H27V150H26ZM26 151H23V150H22V151H20V152H22V153L25 152V153H26ZM78 151L80 152L81 150H78ZM167 152H168V151H167ZM1 153H2V151H1ZM5 153H6V152H5ZM25 153H24V154H25ZM28 153H29V152H28ZM30 153H31V152H30ZM18 154H19V153H18ZM35 154H36V153H35ZM20 155H21V154H20ZM22 155H23V154H22ZM22 155H21V157H22ZM26 156H28V154H27ZM31 156H32V155H31ZM2 157H4V156H2ZM8 157H9V155L7 156V158H8ZM17 157H18V158H17ZM17 157H16V159H19L20 156L17 155ZM21 157H20V158H21ZM23 157H24V156H23ZM23 157H22V158H23ZM29 157H30V155H29ZM4 159H5V158H4ZM8 159H9V158H8ZM19 160H20V159H19ZM12 162H13V161H12ZM16 162H18V161H16ZM111 162H112V161H111ZM108 163H110V162H108ZM163 163H164V162H163ZM18 164H21V165H22V161H20V163L18 162ZM147 164H148V163H147ZM168 164H169V163H168ZM21 165H20V166H21ZM108 165H110V164H108ZM112 165H113V164H112ZM20 166H19V167H20ZM104 166H106V165H105V164L102 165L101 168H104ZM158 166H159V165H158ZM161 166H162V164H161ZM169 166H170V165H169ZM6 167H7V166H6ZM108 167H109V166H108ZM113 167H114V166H113ZM165 167H166V165H165ZM8 168H9V167H8ZM11 169H12V168H11ZM11 169H10V172H11ZM4 170H5V169H4ZM103 170H104V169H103ZM105 171H106V169H105ZM115 171H116V170H115ZM111 172H112V171H111ZM107 173H108V172H107ZM107 173H106V174H107ZM110 174H111V173H110ZM119 174H120V173H119ZM129 174H130V173H129ZM7 175H8V174H7ZM111 175H112V174H111ZM115 175L117 176V174H115ZM107 176L109 177V174H108ZM116 176H114V177H116ZM125 176H126V175H125ZM110 177H111V176H110ZM11 178H12V177H11ZM81 178H83V176H82ZM125 178H126V177H125ZM127 178H128V177H127ZM38 179H39V178H38ZM78 179H79V178H78ZM116 179H117V178H116ZM41 180H42V179H41ZM75 180H76V179H75ZM75 180H74V182H70V183L73 184V185H76ZM80 180H81V183L84 182V179H79V180H77V181H80ZM111 180H113V179L110 178V181H111ZM126 180H127V179H126ZM244 180H245V179H244ZM9 181H10V180H9ZM89 181H90V183H91V180H89ZM93 181H94V180H93ZM116 181H118V180H116ZM120 181H121V180H120ZM238 181H239V180H238ZM33 182H37V181H33ZM42 182H43V181H42ZM40 183H41V181H40ZM40 183H39V181H38V184H40ZM44 183H45V182H44ZM74 183H75V184H74ZM81 183H80V185L82 186L83 183H82V184H81ZM90 183H89V184H90ZM93 183H94V182H93ZM93 183H91V184H93ZM112 183H113V182H112ZM28 184H29V183H28ZM30 184L32 185V183H30ZM34 184H35V183H34ZM38 184H36V185L38 186ZM42 184H43V183H42ZM45 184H46V183H45ZM49 184H50V183H49ZM77 184H79V183L77 182ZM87 184H88V183H87ZM95 184H96V183H95ZM140 184H141V182H140ZM36 185H34V186L36 187ZM68 185H69V184H68ZM73 185H71V187H72ZM138 185H139V184H138ZM144 185H145V184H144ZM144 185H143V186H144ZM39 186L42 188L41 184H40ZM39 186H38V188H39ZM51 186H52V185H51ZM69 186H70V185H69ZM76 186H78V185H76ZM87 186H88V188H89V185H87ZM92 186H93V185H92ZM92 186H91V187H92ZM110 186H111V185H110ZM112 186H113V185H112ZM115 186H116V185H115ZM139 186H140V185H139ZM177 186H178V185H177ZM30 187H31V186H30ZM30 187H29V188H30ZM38 188H37V189H38ZM66 188H67V187H66ZM72 188H74V187H72ZM88 188H87V189H88ZM93 188H94V187H93ZM95 188H96V187H95ZM95 188H94L93 190H97V189H95ZM180 188H181V187H180ZM25 189H26V187H25ZM32 189H33V188H32ZM63 189H64V188H62V191H64ZM75 189H76V188H75ZM5 190H6V189H5ZM35 190H36V189L34 188V191H35ZM58 190H61V189L59 188V189H57L56 191H58ZM72 190H74V189H72ZM145 190H146V192H148L147 189H145ZM177 190H178V188H177ZM177 190H176V191H177ZM18 191H19V190H18ZM26 191L28 192V190H26ZM26 191L24 190L23 192L25 193ZM62 191H61V192H62ZM67 191H69V190H67ZM80 191H82V190H80ZM88 191H89V190H88ZM97 191H98V190H97ZM119 191H120V190H119ZM123 191H124V190H123ZM0 192H1V191H0ZM3 192H4V191H3ZM3 192H2V193H3ZM21 192H22V191H21ZM27 192H26V194H27ZM46 192H48V189L46 190ZM46 192H44V193H46ZM58 192H59V191H58ZM65 192H66V190H65ZM77 192H78V191H77ZM89 192H90V191H89ZM92 192H94V191H92ZM111 192H112V191H111ZM111 192H110V193L108 192L109 194H107V195L105 194V196H106L105 198L108 199L109 203H110V199H111V198L113 199V200H111V201H113V202L115 201L114 203L112 202L113 204H112V203L109 204V206L112 207V209H114V212H115L119 207L121 208V209L119 210V212H117V215H118V217H119V219H120L119 222H118L119 224L117 225V228H118L119 231H125V232H126V229L129 228V227L127 228V225H128L127 223H129V222H130L129 220L132 218V217L129 218L128 216L131 215V214H130L131 211H133L132 213H135V212H134L133 208H132V210H131V206H132V205L130 204V206H129V205H128L129 203L126 202L127 200L125 201V199H126L127 197L125 198L124 196H126V195H124V196H123V195H122V196H118V195L115 194V193H118V192H115V193H111ZM38 193H39V192H38ZM44 193H42V194H44ZM54 193H55V192H54ZM56 193H57V192H56ZM87 193H88V192H87ZM126 193H127V192H126ZM132 193H134V192H132ZM175 193H176V194H175L176 202H175L173 208L171 209V211H172V210H174L175 212H178L179 210L182 211V209H183L182 206H183V205L181 206V209L178 210V192H175ZM263 193H264V192H263ZM15 194H16V193H15ZM15 194H14V196H16ZM17 194L20 195V196L22 195V194H19V193H17ZM32 194H33V193H32ZM57 194H58V193H57ZM65 194H66V193H65ZM70 194H71V193H70ZM73 194H74V193H73ZM93 194H94V193H93ZM95 194H96V192H95ZM118 194H119V193H118ZM122 194H123V193H122ZM33 195H34V194H33ZM33 195L30 194V196H33ZM44 195H46V194H44ZM68 195H69V192L67 193V195H65V197L68 196ZM90 195H91V194H90ZM12 196H13V195H12ZM12 196H10V200L12 199V198H11ZM14 196H13V197H14ZM55 196H56V194H55ZM63 196H64V195H63ZM93 196H94V195H93ZM145 196H146V195H145ZM263 196H264V195H263ZM263 196H261V198H262ZM34 197H37V195L35 194ZM44 197H45V196H44ZM51 197H54V196L51 195ZM58 197H59V195H58ZM68 197H69V196H68ZM78 197H79V196H78ZM89 197H90V196H88V198H89ZM96 197H97V196H96ZM128 197H129V195H128ZM130 197H131V196H130ZM130 197H129V198H130ZM138 197H140V196H138ZM173 197H174V196H173ZM29 198H30V197H29ZM49 198H50V197H49ZM63 198H64V197H63ZM82 198H83V197H82ZM88 198L86 197V199H88ZM91 198H92V197H91ZM129 198H128V199H129ZM140 198H141V200H142V197H140ZM259 198H260V197H259ZM263 198H264V197H263ZM8 199H9V198H8ZM8 199H7V200H8ZM16 199H17V198H16ZM16 199H15V200H16ZM25 199H26V198H24V200H25ZM35 199H37V198H35ZM35 199H34V200H35ZM38 199L41 200V198H39V197H38ZM44 199H45V198H44ZM44 199L41 200V203H42V201H44ZM80 199H81V198H80ZM84 199H85V198H84ZM84 199H83V200H84ZM92 199H93V198H92ZM92 199L90 200V198H89L90 201H92ZM180 199H181V198H180ZM210 199H211V198H210ZM10 200H9V201H10ZM12 200H13V199H12ZM12 200H11V201H12ZM21 200H23V199H21ZM32 200H33V199H32ZM52 200H53V198H51V201H52ZM54 200H55V199H54ZM62 200H63V199H62ZM131 200H132V198H131ZM133 200H134V199H133ZM45 201H46V200H45ZM49 201H50V200H49ZM55 201H56V200H55ZM55 201H54V202H55ZM60 201H61V200H60ZM90 201H89V202H90ZM93 201H95V200H93ZM139 201H140V200H139ZM208 201H210V200H208ZM259 201H260V200H259ZM263 201H264V200H263ZM12 202H13V201H12ZM19 202H20V200H19ZM30 202H31V200H30ZM52 202H53V201H52ZM67 202H69V201H66V203H65V202H63V203H65V205H66ZM70 202H71V201H70ZM83 202H84V201L80 202V204H82ZM86 202H87V204H88V201H86ZM105 202H106V201H105ZM129 202H130V201H129ZM135 202H136V200H135ZM135 202H134V203H135ZM140 202H141V201H140ZM183 202H184V201H183ZM5 203H6V202H5ZM5 203H4V204H5ZM14 203H15V201H14ZM25 203H27V202L25 201V202L22 203V204H25ZM45 203H46V202H45ZM49 203H50V202H49ZM56 203H57V202H55V204H56ZM134 203H133V204H134ZM136 203H137V202H136ZM185 203H186V201H185ZM210 203H211V202H209V204H210ZM252 203H253V202H252ZM254 203H255V202H254ZM6 204H7V203H6ZM16 204H18V203H16ZM43 204H44V203H43ZM61 204H62V203H61ZM61 204H60V205H61ZM70 204H71V203H70ZM70 204L68 203V205H66V207H65V206H63V207L61 206V207H62V214H63V216H62V215L60 216L61 212H59V210H58V209H61V207H60V208H59V207L57 208V206H58L59 204H58L57 206H55L57 209L55 208L54 210H58V212H57V211H55V212L59 214V217L57 216V220L60 219V217H63V219L61 220V222H58V223H57V226H56L54 229H52V228H47V227L45 226L47 231H48V229H49V230H53V231H51V232H52V235L54 234L55 237L52 238V237H51V234L49 235V237L46 236L45 234H48V233H50V232H49V231L47 232V231L45 230V232H47V233L44 232V233H45L44 236H46L47 239H46V237H45V239L43 238L44 240H46V241H45L46 249L43 247V248L45 249V252H43L40 256L36 257L35 260L33 261V264H80V263L83 262V261H88L89 259L92 260V259H91L92 256H93V257H94L95 255H96V257L100 256L99 254L102 253L103 251L100 252L99 254H98V251H101V250H105V251H106L104 254H101V256L103 257L102 262H99V263H101V264L105 263V261H108V262L110 261L109 263H110V264H113L114 262L112 263V261H116L117 259H120V258H121V255H120V254H124V253H122V252L124 251L125 248L123 249L122 252H120V254L118 253V251L115 250V251H116V254L118 253L120 256H116V255H114L115 251H114V253H113V252H109V250H108V248L112 246V245H111V244H112V243H111L112 240H111L110 242H106V240L104 241V239H106V237H105L104 239H101V240L98 238L99 240L95 243L96 246H95L94 243H92V245L95 246L94 248L92 247L91 244H89V243L87 244V243H86V245H90L91 247H90V248H89V247L84 248V249L88 250L87 252H86V250H85V252H83V249H81V253H82V254L80 253V255H83V256H81V257H78L79 252H78V253L76 252V253L78 254V255H77V254L73 253L74 251L71 252L70 250H67V251L64 252V253L61 252L62 254H59V253H58L62 258H61V259H57L56 255H54L55 252H54L53 250L61 244V242H62L61 239L66 238V237L69 236V235H72L76 230H78V228L80 229V231H79V230H78V231H79V233L82 235L81 237H83V236H84V237H85V236H89V237H90V234L96 233V231H95V232H92V230H90V231H89V230H88V231L85 230V229H86V224L83 223V222H82L81 224L79 223L80 225L77 224V225L75 226V222H74V220L76 219V216L79 217V215H81V213H83V215L86 214V213H84V209L81 210L82 212H81V211L79 212V210L82 209V208H80L81 205L79 206L80 209L74 208V209H77L78 212H77V211L74 212L73 210H70V208H72L71 206H72V205H75V203L72 204L70 207H68ZM138 204H139V203H138ZM179 204H180V203H179ZM187 204H188V203H187ZM187 204H186V205H187ZM18 205H19V204H18ZM52 205H53V204H52ZM62 205H64V204H62ZM85 205H86V203H85ZM90 205H91V204H90ZM92 205H94V204H92ZM95 205H96V204H95ZM95 205H94V206H95ZM101 205L104 206V202H103V204H101ZM252 205H253V204H252ZM252 205H251V206H252ZM255 205H256V203H255ZM4 206H5V205H4ZM9 206H10V205H9ZM49 206H50V205H49ZM75 206H76V205H75ZM75 206H74V207H75ZM77 206H78V205H77ZM88 206H89V205H88ZM116 206H117L118 208H117ZM6 207H8V206H5V208H6ZM19 207H21V202H20V206H19ZM89 207H90V206H89ZM91 207H93V206H91ZM106 207H107V206H106ZM232 207H233V206H232ZM17 208H18V207H17ZM17 208H16V210H17ZM27 208H28V206H27ZM63 208L66 209V210L64 211ZM85 208L87 209L86 206H85ZM95 208H96V206H95ZM102 208H103V207H102ZM108 208H109V207H108ZM116 208H117V209H116ZM135 208H136V205H135ZM186 208H187V207H186ZM186 208H184V209H186ZM208 208H210V207L208 206ZM228 208H229V207H228ZM233 208H236L235 205H234ZM254 208H255V207H254ZM6 209H7V208H6ZM18 209H19V208H18ZM25 209H26V205H25ZM42 209H43V208H42ZM68 209H69V210H68ZM99 209H100V208H99ZM115 209H116V210H115ZM123 209H126L127 212H125V210H124V211H123L124 213H122L121 211H122ZM187 209H188V208H187ZM46 210H48V209H46ZM50 210L52 211L51 208H50ZM50 210H49V213H50ZM89 210L91 211L92 209L89 208ZM89 210H88V212H90ZM93 210H94V209H93ZM95 210H96V209H95ZM110 210H111V209H110ZM228 210H229V209H228ZM231 210H232V209H231ZM235 210H236V209H235ZM19 211H20V210H19ZM19 211H16V212H19ZM21 211H22V210H21ZM105 211H106V210H105ZM174 211H172V212H174ZM236 211H237V210H236ZM236 211H235V212H236ZM2 212H3V211H2ZM24 212H25V211H24ZM32 212H33V211H32ZM32 212H31V213H32ZM103 212H104V211H103ZM137 212H138V211H137ZM217 212H218V211H217ZM217 212H216V213H217ZM242 212H243V211H242ZM244 212H245V211H244ZM7 213H8V212H7ZM26 213H27V212H26ZM46 213H47V212H46ZM53 213H54V211H53ZM76 213H77V214H76ZM79 213H80V214H79ZM96 213H97V212H96ZM112 213H113V211L111 212V214H112ZM115 213H116V212H115ZM115 213H114V214H115ZM142 213H143V211H142ZM220 213H221V212H220ZM224 213H225V212H224ZM233 213H234V212H233ZM233 213H232V214H233ZM19 214H20V213H19ZM41 214H42V213H41ZM44 214H45V213H44ZM51 214H52V212H51ZM111 214H110V215H111ZM221 214H222V213H221ZM236 214H238V212H237ZM1 215H2V214H1ZM5 215H6V214H5ZM20 215L22 216V215H24V214L21 212ZM42 215H43V214H42ZM54 215H56V214H54ZM87 215H88V214H87ZM101 215H102V214H101ZM101 215H100V216H101ZM139 215H140V212H139L138 215L136 214V216H138V217H139ZM151 215H152V214H151ZM159 215H160V214H159ZM172 215H173V214H172ZM207 215H208V216H207L208 218H205L206 216H204V218L206 219L205 222L207 221V223H205V224H207V225L209 224L208 227H211V224H212V223H215V226H216V224H219V225H222V226H223V224H225V226L229 224V223L227 224V222H229L227 219H223V215H224V214L222 215V220H219V218L221 217L220 215H219V216L217 215V216L219 217L218 219L216 218L217 216H215L216 220H218V221H216V220L214 219L215 222H214L213 219H211V216H210V215H212V214H211V211H208V212H207ZM229 215H230V214H229ZM233 215H234V214H233ZM29 216H30V215H29ZM29 216H28V217H29ZM43 216H44V215H43ZM131 216H132V215H131ZM133 216H135V215L133 214ZM143 216H144V214L141 215L139 218H142ZM146 216H148V215L145 214V217H146ZM234 216H235V215H234ZM22 217H23V216H22ZM22 217H20V218H22ZM48 217H49V216H47V218H48ZM84 217H85V216H84ZM84 217H83V218H84ZM103 217H104V216H103ZM116 217H117V216H116ZM150 217H151V216H150ZM227 217H228V214H227ZM40 218H42V216H41ZM47 218H46V219H47ZM49 218H50V217H49ZM53 218H54V217H53ZM87 218H89V217H87ZM107 218H108V217H107ZM127 218H128L129 220H128ZM133 218H135V217H133ZM156 218H157V217H156ZM212 218H213V216H212ZM225 218H226V216H225ZM77 219H78V218H77ZM92 219H93V218H92ZM117 219H118V218H117ZM135 219H136V218H135ZM148 219L150 220L149 217H147V219L145 218V220H148ZM228 219H229V218H228ZM43 220H44V218H43ZM51 220H52V219H51ZM51 220H48V221H51ZM55 220H56V219H55ZM55 220H54V221H55ZM82 220H83V219H82ZM85 220H86V219H85ZM90 220H91V219H90ZM100 220L102 221V219H100ZM143 220H144V217H143ZM151 220H152V217H151ZM151 220H150V221H151ZM154 220H155V219H154ZM154 220H153V221H154ZM159 220H160V218H159ZM4 221H5V220H4ZM23 221H24V220H23ZM45 221H46V220H45ZM52 221H53V220H52ZM54 221H53V222H54ZM93 221H94V220H93ZM95 221H96V220H95ZM103 221H104V220H103ZM103 221H102V222H103ZM111 221H112V220H111ZM132 221H133V220H131V222H132ZM134 221H135V220H134ZM157 221H158V220H157ZM1 222H2V221H1ZM47 223H49V222H47ZM51 223H52V222H51ZM59 223H60V224H59ZM77 223H78V222H77ZM86 223H87V222H86ZM95 223H96V222H95ZM109 223H110V222H109ZM112 223H113V222H112ZM150 223H151V222H150ZM153 223H154V225H155L156 221H154ZM210 223H211V224H210ZM21 224H23V223H21ZM25 224H26V223H24L23 225H25ZM42 224H44V223H42ZM55 224H56V223H55ZM58 224H59V225H58ZM70 224H71V225H70ZM82 224H83V225H82ZM88 224H89V223H88ZM132 224H133V223H132ZM231 224H232V222H231ZM44 225H46V224H44ZM89 225H90V224H89ZM91 225H92V224H91ZM93 225H94V224H93ZM100 225H101V224H100ZM114 225H115V224H113V226H114ZM173 225H175V224H173ZM207 225H206L205 227H207ZM213 225H214V224H212V226H213ZM229 225H230V224H229ZM0 226H1V224H0ZM48 226H50V225L48 224ZM52 226H53V225H52ZM52 226H51V227H52ZM102 226H104V225H102ZM109 226H110V225H109ZM111 226H112V224H111ZM111 226H110L109 228H111ZM128 226H129V225H128ZM156 226H157V224H156ZM156 226H155V227H156ZM158 226H159V225H158ZM231 226H232V225H231ZM231 226H230V228H231ZM233 226H234V225H233ZM1 227H2V226H1ZM14 227H15V226H14ZM40 227H42V226L39 225V228H38V229H40ZM45 227H44V228H45ZM150 227H151V226H150ZM155 227H154V228H155ZM208 227H207V228H208ZM213 227H214V226H213ZM216 227H218V226H216ZM227 227H228V226H227ZM237 227H238V226H237ZM237 227H235V229H236ZM26 228H27V227H26ZM42 228H43V227H42ZM91 228H92V227H91ZM101 228H102V227H101ZM105 228H107L106 225H105ZM174 228H175V226H174ZM207 228H206V229H207ZM230 228H228V229H230ZM233 228H234V227H233ZM241 228H242V227H241ZM3 229H4V228H3ZM10 229H11V227H10ZM13 229H14V228H13ZM15 229H16V228H15ZM115 229H116V228H115ZM211 229H212V228H211ZM211 229H208V230H207L208 232H209V230H210V232H211L210 234H212L213 232H215L217 228L215 229V231H213L214 228H213L212 230H211ZM219 229H221V228H219ZM224 229H225V228H224ZM224 229L222 228L223 231H224ZM239 229H240V225H239ZM239 229H237V230L239 231ZM246 229H247V228H246ZM0 230H2V229H0ZM4 230H5V229H4ZM20 230H22V229H20ZM20 230H18L19 233L21 232ZM43 230H44V229H43ZM103 230H104V229H103ZM151 230H152V229H151ZM14 231H15V230H14ZM18 231H17V232H18ZM32 231H33V229H32ZM32 231H31V232H32ZM41 231H42V230H41ZM116 231H117V229H116ZM207 231H206V232H207ZM212 231H213V232H212ZM217 231H218V229H217ZM217 231H216V232H217ZM220 231H221V230H219V232H220ZM233 231H234V229H232V231H231L230 233H232ZM238 231H237V232H238ZM1 232H2V231H1ZM33 232H34V231H33ZM106 232H108V231H106ZM110 232H111V231H110ZM114 232H115V231H114ZM127 232H128V231H127ZM171 232H172V230H171ZM208 232H207V233H208ZM224 232H225V234H226L227 231H224ZM228 232H229V231H228ZM235 232H236V230H235ZM240 232H241V229H240ZM242 232H243V231H242ZM6 233H8V232H6ZM11 233H12V232H11ZM11 233H10V234H11ZM15 233H16V232H15ZM41 233H42V232H41ZM122 233H123V232H122ZM172 233H173V232H172ZM207 233L204 234V232H203L204 236L207 235ZM221 233H223V232H221ZM263 233H264V232H263ZM13 234H14V233H13ZM36 234H38V232H37ZM76 234H78V233H76ZM104 234H105V233H104ZM106 234H107V233H106ZM108 234H109V233H108ZM119 234H120V233H119ZM175 234H176V233H175ZM177 234H178V233H177ZM217 234H218V232H217ZM217 234H216V235H217ZM223 234H224V233H223ZM227 234L229 235V233H227ZM15 235H16V234H15ZM19 235H20V234H19ZM39 235H40V231H39ZM41 235L43 236V234H41ZM41 235H40V237H41ZM96 235H97V234H96ZM101 235H102V234H101ZM101 235H100V236H101ZM116 235H118V233H117ZM120 235H121V234H120ZM173 235H174V234H173ZM212 235H213V234H212ZM214 235H215V233H214ZM216 235H215V236H216ZM228 235H227V236H228ZM78 236H79V235H78ZM92 236H93L94 238H97L99 235H98L97 237H95V234L92 235ZM106 236H107V235H106ZM128 236H129V234H128ZM164 236H165V235H164ZM164 236H161V238L164 237ZM168 236H169V235H168ZM168 236H167V238H170V237H168ZM175 236H176V235H175ZM177 236H178V235H177ZM208 236H209V234H208ZM217 236H219V235H217ZM223 236H225V235H223ZM227 236H226V237H227ZM31 237H33V236H31ZM37 237H38V235H37ZM40 237H39V238H40ZM61 237H62V238H61ZM72 237H73V235H72ZM75 237H76V236H75ZM81 237H80V239H81ZM84 237H83V238H84ZM89 237H88V238H89ZM107 237H108V236H107ZM121 237H122V235H121ZM123 237H124V236H123ZM123 237H122V239H124ZM220 237H221V234H220ZM228 237H229V236H228ZM68 238H69V237H68ZM83 238H82V239H83ZM109 238H111V237H109ZM112 238H113V237H112ZM117 238H118V237H117ZM119 238H120V237H119ZM119 238H118V240H119ZM161 238H159L160 240L157 238V239H158L157 242L161 241ZM167 238H166V236H165V238H164L166 241L168 240L165 244H164L165 240L162 239L163 246L165 245V247H166V245H168L167 243H169L170 245H168L167 247H169V249H171V248H172V245H173V243H172L173 241H172L171 243H170L169 241H170L171 239L175 238V237H172L170 240L167 239ZM218 238H219V237H218ZM218 238H217V239H218ZM224 238H225V237H224ZM32 239H33V238H32ZM70 239H72V238H70ZM76 239H77V238H76ZM78 239H79V238H78ZM80 239H79V240H80ZM114 239H116V238H114ZM34 240H35V239H34ZM34 240H33V241H34ZM38 240H39V239H38ZM44 240H43V241H44ZM79 240H78V242H79ZM89 240H90V239H89ZM94 240H95V239H94ZM96 240H97V239H96ZM96 240H95V241H96ZM120 240H121V238H120ZM173 240H174V239H173ZM227 240H228V239H227ZM229 240H230V239H229ZM239 240H240V239H239ZM36 241H37V240H36ZM74 241H75V238H74ZM85 241H86V240H85ZM90 241H93V238H92ZM95 241H94V242H95ZM122 241H123V240H122ZM126 241H127V238H126V240L124 239V241H123L122 243L116 240L117 245H118L119 243H121V244H126ZM231 241H232V239H231ZM231 241H229V242H231ZM39 242H40V241H39ZM67 242H68V241H67ZM86 242H87V241H86ZM118 242H119V243H118ZM128 242H129V244H130L129 239H128ZM128 242H127V243H128ZM162 242H159V244H158V243L156 244V242H155V244H156V248H157V245H160V243H161V245H162ZM31 243H32V242H31ZM35 243H36V242H35ZM72 243H73V241H72ZM79 243H80V242H79ZM83 243H84V242H83ZM90 243H91V242H90ZM104 243H105L106 245H105ZM132 243H133V242H132ZM202 243H203V241H202ZM202 243H201V244H202ZM234 243H235V241L233 242V244H234ZM29 244H30V243H29ZM32 244H33V243H32ZM37 244H39V243H37ZM41 244H42V243H41ZM65 244H66V243H65ZM107 244H108V245H111V246H109V247L107 248V246H108ZM129 244H128V245H129ZM171 244H172V245H171ZM174 244H176V243H174ZM177 244H178V243H177ZM197 244H198V243H197ZM230 244H231V243H230ZM33 245H34V244H33ZM42 245H44V244H42ZM72 245H73V244H72ZM103 245L105 246V248H103V247H104ZM114 245H116V244H114ZM132 245H133V244H132ZM132 245H130L129 247H131ZM161 245H160V247H159V246H158V247H159V248L163 247V246H161ZM195 245H196V244H194L193 246L195 247ZM202 245H203V244H202ZM202 245H201V247H202ZM212 245H213V244H212ZM218 245H219V244H218ZM239 245H240V244H239ZM252 245H253V244H252ZM262 245H263V244H262ZM77 246H78V245H77ZM84 246H85V245H84ZM174 246H175V245H174ZM174 246H173V247H174ZM177 246H178V245H177ZM177 246H176V248L174 247L173 250H174V249H177V248H178ZM198 246H199V245H197V248H198ZM206 246H207V245H206ZM215 246H216V245H215ZM223 246H224V245H223ZM234 246H235V245H234ZM240 246H241V245H240ZM31 247H32V245H31ZM31 247H30V248H31ZM33 247H34V246H33ZM119 247H120V246H119ZM125 247H128V246L125 245ZM134 247H136V246L133 245V248H134ZM203 247H204V246H203ZM217 247H218V246H217ZM220 247H221V246H220ZM226 247H227V246H226ZM226 247L224 246L223 248H226ZM246 247H247V246H246ZM36 248H37V247H36ZM62 248H63V247H62ZM66 248H67V247H66ZM73 248H74V246H73ZM73 248H72V249H73ZM76 248L78 249V247H76ZM76 248H75V249H76ZM102 248H103V249H102ZM112 248H113V246L111 247V249L109 248L110 251L113 250ZM114 248H115V247H114ZM199 248H200V247H199ZM207 248H208V247H207ZM207 248H204V251H206L205 249H207ZM210 248H211V247H210ZM227 248H228V247H227ZM32 249H33V248H32ZM38 249H39V248H38ZM41 249H42V246H41ZM58 249H59V248H58ZM67 249H68V248H67ZM69 249H70V248H69ZM119 249H120V248H119ZM130 249H131V248H130ZM191 249H192V248H191ZM193 249H194V248H193ZM195 249H196V248H195ZM201 249H202V248H201ZM212 249H213V248H211V250H212ZM220 249H221V248H220ZM233 249H234V248H233ZM236 249H237V248H236ZM242 249H244V248H242ZM242 249H241V250H242ZM248 249H249V248H248ZM263 249H264V248H263ZM36 250H37V249H36ZM36 250L34 249L35 252H36ZM171 250H172V249H171ZM171 250H170V252H171ZM198 250H199V249H198ZM198 250H197V251H198ZM213 250H214V249H213ZM222 250H223V249H222ZM226 250H227V249H226ZM226 250H225V251H226ZM230 250H231V248H230ZM234 250H235V249H234ZM238 250H240V249H238ZM29 251H30V250H29ZM38 251H39V252H37V253L40 254V251H42V250H38ZM61 251H62V250H61ZM119 251H120V250H119ZM129 251H130V250H129ZM131 251H132V249H131ZM131 251H130V253H131ZM167 251H168V250H167ZM167 251H166V252H167ZM177 251H178V249H177ZM192 251H193V250H192ZM192 251H191L190 253H192ZM197 251L195 250L194 252H197ZM199 251H200V250H199ZM202 251H203V250H202ZM217 251H218V250H217ZM172 252L175 253L176 250H175V252H174V251H172ZM207 252H208V250H207ZM231 252H232V251H231ZM231 252L229 251V254H230ZM242 252H244V251H242ZM263 252H264V251H263ZM263 252H262V255H263ZM33 253H34V252H33ZM33 253L31 252L32 257L34 256ZM130 253L127 254L128 257H124V256H126V253H125V255H122V258H123V259H124V258H128V259H130V261L133 260V259H134V255L131 256V257H133V258L131 259V257H129V255H131ZM155 253H156V252H155ZM168 253H169V251H168ZM173 253H170V254L173 255ZM198 253H199V252H198ZM208 253H209V252H208ZM208 253H206V255H207ZM236 253H237V252H236ZM236 253H235V255H236ZM245 253H246V251H245ZM245 253H243V254H245ZM254 253H255V252H254ZM55 254H57V253H55ZM118 254H117V255H118ZM158 254H159V253H158ZM158 254H156V255H158ZM192 254H193V253H192ZM231 254H232V253H231ZM255 254H256V253H255ZM259 254H260V253H259ZM37 255H38V254H37ZM103 255H105V257H104ZM175 255H176V254H175ZM187 255H188V254H187ZM197 255H199L198 257L200 258L201 254L199 253V254H197ZM226 255H227V254H226ZM232 255H233V254H232ZM237 255H238V253H237ZM237 255H236V256H237ZM256 255H257V257L255 256V257H256V258H255V261H257L256 259L258 258V254H256ZM262 255H261V256H262ZM35 256H36V255H35ZM170 256H171V255H170ZM177 256H178V255H177ZM192 256H194V254H193ZM192 256H190V257H192ZM202 256H203V255H202ZM224 256H225V254H224ZM227 256H228V255H227ZM236 256H235V257H236ZM261 256H260V257H261ZM32 257H31V255H30V257H28V258L32 259ZM93 257H92V258H93ZM102 257H100V259H101ZM135 257H136V256H135ZM172 257H173V256H172ZM190 257H189V258L187 257V258L190 259ZM209 257H210V255H209ZM230 257H231V256H230ZM235 257H233V258H235ZM240 257H241V256H240ZM242 257H243V256H242ZM242 257H241V258H242ZM246 257H247V255H246ZM246 257H245V258H246ZM262 257H263V256H262ZM262 257H261V259L264 258V257H263V258H262ZM104 258H105V261H104ZM122 258H121V259H122ZM176 258H177V257H175V259H176ZM206 258H207V256H206ZM227 258L229 259V257H227ZM238 258H239V257H238ZM251 258H252V256H251ZM30 259H28V261H29ZM78 259H79V260H78ZM121 259L118 260V263H119V261H121ZM128 259H127V260L124 259V261H127V262H128ZM135 259H136V258H135ZM135 259H134V260H135ZM138 259H139L138 262H140V258H138ZM138 259H137V260H138ZM175 259H174V260H175ZM192 259H193V257H192ZM202 259H203V257H202ZM209 259H210V258H209ZM224 259H225V258H224ZM248 259H250V258H248ZM97 260H98V258H97ZM197 260H198V259H197ZM226 260H227V259H226ZM226 260H225V263L228 261V260H227V261H226ZM229 260H230V259H229ZM30 261H32V260H30ZM30 261H29V262H30ZM93 261H94V260H93ZM103 261H104V262H103ZM130 261H129V262H130ZM175 261H177V260H175ZM194 261H195V260L193 259V262H194ZM203 261H204V260H203ZM205 261H208V260L205 259ZM209 261H210V260H209ZM209 261H208V262H209ZM24 262H25V261H24ZM88 262H89L90 264H93V263L95 262V264H96V261H94L93 263L90 262V261H88ZM122 262H123V261H121L120 264H121ZM127 262H126V264H129V262H128V263H127ZM131 262H132V261H131ZM131 262H130V264H132V263L135 264L134 261H133L132 263H131ZM135 262H137V261H135ZM146 262H147V261H146ZM146 262H145V263H146ZM193 262H192V263H193ZM196 262H197V261H196ZM199 262H200V261H199ZM229 262H230V261H229ZM229 262H227V264H228ZM233 262L235 263L236 261H233ZM246 262H247V261H246ZM262 262H264V261L262 260ZM25 263H27V262H25ZM30 263H31V262H30ZM83 263H84V262H83ZM85 263L87 264V262H85ZM141 263H142V262H141ZM143 263H144V261H143ZM143 263H142V264H143ZM145 263H144V264H145ZM148 263H149V262H148ZM148 263H146V264H148ZM210 263H211V261H210ZM210 263H209V264H210ZM225 263H224V264H225ZM234 263H232V261H231V264H234ZM247 263H248V262H247ZM252 263H253V262H252ZM23 264H24V263H23ZM27 264H29V263H27ZM105 264H108V263H105ZM122 264H125V262H123ZM153 264H154V263H153ZM171 264H172V263H171ZM196 264H197V263H196ZM198 264H199V263H198ZM211 264H212V263H211ZM235 264H236V263H235ZM245 264H246V263H245ZM259 264H260V263H259Z\"/></svg>",
	"mask_w": 264,
	"mask_h": 264
},
{
	"label": "crops",
	"instance_id": "3",
	"mask_svg": "<svg viewBox=\"0 0 264 264\" xmlns=\"http://www.w3.org/2000/svg\"><path fill=\"white\" fill-rule=\"evenodd\" d=\"M208 16H214V14H208ZM251 22H256L257 23L256 25L260 27L261 32L264 33V15L262 16V18L254 19L252 21L250 20V22L244 19H239L236 24H230L228 26L226 38L223 43V47H222L223 49L221 48L217 50H210L211 52L210 51L204 52L206 53V55L210 57L209 62H207L206 64L202 63L194 67L195 71L192 73L191 76L187 78L188 80L195 81L193 85L191 86L192 88H187L188 90L186 89L182 90L183 93L185 94L191 93L190 95L192 97L199 95L196 97L206 98L205 108L201 106L203 109L202 108L200 109V107L199 108L197 107L196 109H198V111H205L206 113H208V117L212 116L213 120H215L216 117L222 118V119L232 118L240 114L242 111L246 110L250 106H253L254 104L263 100L262 98L264 97V72H263L264 63L256 62V63L248 64L246 60H243V58L241 57L244 54L242 49L245 48V44H246V40L244 39L247 36L246 27L249 26L250 24L248 23H251ZM178 37H179L178 38V43H179L178 44V55L180 54L178 57H182L183 55H190L192 51L188 50V48L186 47L183 50H179V45L182 42L180 39H182L184 35L183 34L181 36L178 35ZM232 44L234 46H232ZM225 45L227 47H225ZM226 49H227V52H225ZM221 51L223 52V54L225 53V55H222ZM204 53H201V54L204 55ZM209 54L213 55V57L215 55H218L219 57H222V58L212 59L211 55ZM230 54H232L233 56ZM229 55L232 57H230ZM248 66L250 67L249 68L250 71H248ZM180 77L181 76L178 75V78ZM185 77L186 76H184V78ZM196 90L198 91L196 92ZM192 93L194 94V96ZM198 111L196 112L198 113ZM253 127L255 129L260 128L257 123H255ZM253 127L249 125L248 126L244 125L242 126V128L241 127L240 128L244 129V128H253ZM240 128L238 127L235 129L231 128L233 129V131L229 132L228 135H226L224 138V148L225 147L227 149L230 148L228 139L231 136H234L236 138L235 143H239L240 141H242L239 137L240 135L239 130H241ZM194 140L195 138H192L191 141L194 142ZM252 142L253 144L259 143L258 140H255V139L252 140ZM178 146L179 147L181 146V144H179L178 142V139L174 141H169L166 143V145H164L161 148L158 154V156L163 155L164 157L163 159L167 163L166 168L165 169L163 168L164 174L168 176V175H171L172 170H174L175 172L174 185H173L174 192H178L177 190L178 188L177 186L178 185V148H179ZM164 152L166 153L164 154ZM226 154L228 155V158H231L230 151L226 152ZM173 206L174 205H172L171 207L170 206L167 207L166 213L168 217H171L172 211H174V210L171 211Z\"/></svg>",
	"mask_w": 264,
	"mask_h": 264
}]
</instances>
